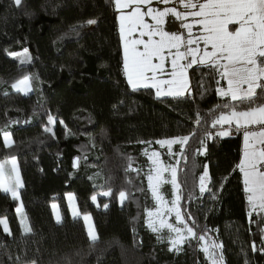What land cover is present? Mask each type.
I'll return each mask as SVG.
<instances>
[{
    "label": "trees",
    "instance_id": "1",
    "mask_svg": "<svg viewBox=\"0 0 264 264\" xmlns=\"http://www.w3.org/2000/svg\"><path fill=\"white\" fill-rule=\"evenodd\" d=\"M91 19L97 23L88 24ZM25 76L31 92L13 91L11 85ZM189 76V96L157 98L150 88L133 91L123 73L113 0H22L20 7L0 0V129L14 142L5 147L0 135V162L15 158L18 164L20 202L31 228L23 230L18 202L0 191V218L11 231L0 226V264H209L196 239L169 251V242L147 226V211L155 207L147 181L149 151L172 163L157 141L193 132L176 163L182 216L198 236L223 245L215 250L223 256L221 264H264V213L248 216L236 167L241 136L220 137L217 125L212 127L215 117L230 111L224 105L256 106L264 103V90L257 89L258 99L250 105L220 97L217 88L225 80L218 85L215 70L192 68ZM102 130L107 136L98 146L94 137ZM205 166L209 178L201 193ZM109 189L110 196H100ZM120 191L127 193L121 204ZM162 192L171 199L169 184ZM67 193L75 196L79 212L91 217L95 242L83 222L67 213ZM52 203L62 214L59 223Z\"/></svg>",
    "mask_w": 264,
    "mask_h": 264
},
{
    "label": "snow or ice",
    "instance_id": "2",
    "mask_svg": "<svg viewBox=\"0 0 264 264\" xmlns=\"http://www.w3.org/2000/svg\"><path fill=\"white\" fill-rule=\"evenodd\" d=\"M151 2L152 0H113L116 11L120 13L119 33L123 47V73L133 91L151 87L156 90L158 98L181 97L186 91L190 92L188 69L198 65L215 70L219 75L216 81L218 85L221 80L227 82V88H217L220 97H228L231 101L241 103L247 102L250 105L256 103L257 89L264 90V0H158L166 5L178 2L184 11H178L176 7L165 8L163 11L148 7L146 12L142 11V6L147 7ZM13 3L16 7H20L22 0H13ZM124 9H132V11L125 14ZM145 16H150L154 23H145ZM168 16L181 21V26L187 30L186 38L178 33L165 31V18ZM189 17L193 18L191 22ZM87 23L91 25L96 24L97 21L91 19ZM193 25L200 26L201 35H194ZM137 32L138 38H133V34ZM24 51L26 54L27 49ZM25 60H27L26 55L20 62L24 63ZM168 63H170V69H167L170 79H159L158 77L166 72L165 66ZM29 80L30 78L25 76L11 86L17 91H25L29 88ZM163 85H167V89L162 87ZM224 107L230 108V111L221 112L215 117L212 127L215 128L218 124L221 127L224 124L230 126L229 130L216 132L220 137L228 136L233 124L237 132L243 130L242 157L236 167L243 177L244 192L250 209L248 216L251 217L253 212L264 213V103L244 110H238V105L234 104H226ZM201 119L197 113L195 121L197 125L200 124ZM54 122L53 117L49 115L48 123L51 125ZM45 131L50 129L46 128ZM0 135L3 136L5 147H11L14 143L11 133L0 129ZM191 135H195V132L189 136L160 140L157 143L161 146L167 145L170 152L172 145L180 144L182 146L180 154L183 155V146L187 145ZM206 135L212 134L206 133ZM203 144L202 140V149H197V152L202 153ZM152 155L159 156L155 152ZM11 163L14 177L6 176L3 165H0V191L9 194L13 200H19L18 190L23 187V183L16 168L15 158H12ZM153 164H158V160H153ZM75 166L77 164L74 162ZM155 171V177L149 174L147 179L152 196L157 203H160L163 201L162 195L158 192L160 184L170 182L174 189H179L177 169L157 167ZM165 171H170V181L164 179ZM208 178L209 173L205 166V171L200 177L201 193L206 190L205 183ZM111 194V189L103 193L104 196ZM119 198L123 203L127 193L120 191ZM69 199L71 200L72 197ZM91 199L95 203L97 197L94 195ZM179 200L180 197L177 195L172 202L173 207L169 208L168 212L175 211L176 224L183 225V228L166 224L161 220V227H167L171 233H175L174 238H169L171 245L169 251L178 252L180 246L187 240L198 239L203 242L201 251L205 253L210 264H221L223 256L217 255L215 250L222 248L223 245L214 241L209 242L206 234L197 235L177 207ZM107 207L108 205L105 204L104 208ZM20 210L17 208V212ZM73 215H76L75 210ZM153 215L152 211H147L148 217ZM60 219L58 215L57 222H60ZM90 219V216H84L86 223ZM188 219L195 223V219L190 214ZM0 226L11 235L6 218H0ZM147 226L153 232L159 231L150 220L147 221ZM24 231L31 232L30 226L25 225ZM88 236L92 242L98 239L91 225L88 227ZM252 247L255 251V243Z\"/></svg>",
    "mask_w": 264,
    "mask_h": 264
},
{
    "label": "rangeland",
    "instance_id": "3",
    "mask_svg": "<svg viewBox=\"0 0 264 264\" xmlns=\"http://www.w3.org/2000/svg\"><path fill=\"white\" fill-rule=\"evenodd\" d=\"M148 6H149V7H152L151 4L148 5ZM167 6H168V4H167ZM152 8H153V7H152ZM126 10H127V9H124V13H126V12H125ZM142 11H145V10H144V7H142ZM145 12H146V11H145ZM144 21H145V23H154V21L152 20V18H151L150 16H145V17H144ZM167 23H168V21H167ZM167 23H166V24H167ZM172 29H173V28H171L169 25H166L165 31L171 32ZM136 37L138 38V34H137ZM145 39H146V37H145ZM224 82H225V81H224ZM11 87H12V86H11ZM221 87H223V88H227V82H225V86H221ZM12 90H13V91H17V90H15V89H13V88H12ZM19 92L24 93V94H28V93L31 92V83H30V80H29V88H28L27 90H25V91H19ZM217 131H218V129H217ZM106 136H107V131H106V130H102L98 135H96V136L94 137V143H95L96 145H98V146L104 145V144H105V140H106ZM157 146H158L159 148H164V149L166 150L168 156L172 159L173 162H172V163H165V162L161 159V155H160V153H159L157 150H150V151H149V154H148L149 161H150V168H149L148 175L151 174V175H153L154 177H155V175H156V171H155V169H156L157 167H163V168H171V167H175V168H176V163H177L178 158H179V156H180V150H181V147H182L180 144H174V145L171 146V152H170V151H169V147H168L167 145H163V146H161L159 143H157ZM203 150H204V149H203ZM203 150H202V151H203ZM154 152H155V153H158L159 156H158V157L153 156L152 154H153ZM11 160H12V158L7 159V160H4V161L0 162V165H3L4 173H5L6 176H12V177H14L15 173L12 172V167H13V166H12ZM153 160H158V164H153ZM16 168H17V170H18V172H19V168H18V164H17V162H16ZM150 170H151V172H150ZM148 175H147V176H148ZM19 176H20V173H19ZM163 177H164V179L170 181V180H171V173H170V171H165V172L163 173ZM20 179H21V178H20ZM147 181H148V179H147ZM207 181H208V179L206 180L205 187L207 186ZM154 182H155V181H154ZM164 184H165V183L160 184L159 189H158L159 194L162 195V197H163V201L160 202V203H157V201L155 200V198L152 196V197H153V200H154V202H155V207H154V209L151 210V211L154 213V215H153L152 217H148V216H147V221L150 220V221L153 223V225H154L157 229H159V231L155 232L156 234L159 235V237H162V238L166 239V240L169 242V238H174V237H175V233H171L167 227H161V220H163L166 224H173V225L176 226V227H181V228H183V225H178V224H176L175 211L168 212V209L173 207L172 202L176 199V196H177V190L174 189L173 185H172L170 182H167V184H169L170 189H171V199H170V200H167V199L164 197V194H163V192H162V187H163ZM148 185H149V181H148ZM206 189H207V187H206ZM19 190H20V188H19ZM19 190H18V191H19ZM150 193H151V195H152L151 190H150ZM100 196H101V197H107V196H104L103 193L100 194ZM19 197H20V195H19ZM69 197H72V199L70 200ZM96 197H97V196H96ZM64 198H65V203H66L67 213L69 214V216H70L71 218H73V219H80V220L83 222V224H84V226H85V229H86L87 236H88V227H89V225H91V226L93 227V225H92V223H91V219H90V221H88L87 223L85 222V220H84V216H85V214H81V213L79 212L78 207H77V204H76L75 196H74L72 193H67V194H65ZM16 201L18 202V204H17V207H16L15 212H16V215H17V217H18V219H19V222H20V224H21V227H22L23 230H24V226L27 225V223H26V220H25V216H24V213H23L22 206H21L20 198H19V200H16ZM93 203H94V202H93ZM119 203H120V204L122 203L121 200H120V198H119ZM94 204H95L96 206H98V204H97V199H96V202H95ZM53 205H55L56 207L54 208ZM177 207H178V205H177ZM17 208H20V209H21L20 212H17ZM73 210L76 211V215H75V216L73 215ZM158 210H159V211H158ZM249 210H250V209H249V205H248V212H249ZM51 211H52V214H53V219H54V221H55L56 223H59V222H57V216L59 215V217L62 219V214H61V212H60V209H59V206H58L57 203H52V204H51ZM88 216H89V215H88ZM61 219H60V221H61ZM22 221H23V224H22ZM93 228H94V227H93ZM2 229H3V226H2ZM150 230H151V229H150ZM3 231H4V229H3ZM94 231H95V229H94ZM151 231H152V230H151ZM4 232H5V231H4ZM5 233H6V232H5ZM95 233H96V232H95ZM185 234H186V233H185ZM88 238H89V236H88ZM89 240H90V238H89ZM90 241H91V240H90ZM195 242H196L197 249H198L199 251H201V244H202L203 242L199 241L198 239H196ZM201 252H203V251H201ZM203 253H204V252H203ZM204 255H205V253H204ZM205 258H206V256H205ZM207 261H208V263L210 264V262H209L208 259H207Z\"/></svg>",
    "mask_w": 264,
    "mask_h": 264
},
{
    "label": "crops",
    "instance_id": "4",
    "mask_svg": "<svg viewBox=\"0 0 264 264\" xmlns=\"http://www.w3.org/2000/svg\"><path fill=\"white\" fill-rule=\"evenodd\" d=\"M151 6L153 7V8H155V9H157V10H159V11H163L165 8H170V7H176L177 8V10L178 11H184V9L180 6V4L178 3V2H176V3H169L168 4V6L166 5V4H164V3H161V2H158V0H152V2H151ZM142 7H144V6H142ZM149 6H147V7H144V10L145 11H147V8H148ZM124 11V10H123ZM132 11V9H127L125 12V14H127L128 12H131ZM117 12V11H116ZM119 15H120V13L119 12H117V19H118V25H119ZM192 19L193 18H191V17H189V22H191L192 21ZM167 21H168V23H167ZM167 23V24H166ZM166 25H169L171 28H173L172 29V31H171V33H178V34H180L181 36H184L185 38L187 37V30L186 29H184L182 26H181V21L180 20H177L175 17H173V16H168V17H166L165 18V24H164V29L166 28ZM193 33H194V35H201L202 34V30L200 29V26L199 25H193ZM137 34H138V32L137 33H134L133 34V38H137L136 36H137ZM201 47H203V45L201 44ZM121 49H122V56H123V47H122V43H121ZM156 61H154V63H155ZM166 72L162 75V76H159L158 78L159 79H163V80H168V79H170V76L168 75V71H167V69H170V63H168V64H166ZM197 67H204V66H198V65H193L191 68H189L188 69V71H187V75H188V80H189V88H190V92H188V91H186L185 93H184V95L183 96H181V97H185V96H189V95H191V93H192V88H191V82H190V76H189V71H190V69H192V68H197ZM127 81V80H126ZM226 82V81H225ZM128 84V83H127ZM129 86V85H128ZM130 87V86H129ZM162 87H164L165 89H167V85H163ZM131 88V87H130ZM150 89H152L153 90V92H154V94H155V96H156V90L154 89V88H151V87H149ZM139 89H143V88H139ZM157 97V96H156ZM165 97H172L173 98V96H161V97H159V98H165ZM158 98V97H157ZM217 127H218V130H229V128H230V126L229 125H227V124H224L222 127H221V125H217ZM235 128V125L233 124L232 126H231V129H234ZM228 136H230V134L228 135ZM241 142H242V147H243V136L241 137ZM241 157H242V148H241V156H240V160H241ZM240 160H239V162H240ZM239 164V163H238ZM238 169V168H237ZM239 170V169H238ZM241 177H242V174H241ZM242 182H243V177H242ZM243 187H244V185H243ZM245 196H246V193H245Z\"/></svg>",
    "mask_w": 264,
    "mask_h": 264
},
{
    "label": "built area",
    "instance_id": "5",
    "mask_svg": "<svg viewBox=\"0 0 264 264\" xmlns=\"http://www.w3.org/2000/svg\"><path fill=\"white\" fill-rule=\"evenodd\" d=\"M236 135H240L242 137L243 136V130H241L240 132H237L235 130V128L234 129H231L230 130V136H236Z\"/></svg>",
    "mask_w": 264,
    "mask_h": 264
}]
</instances>
